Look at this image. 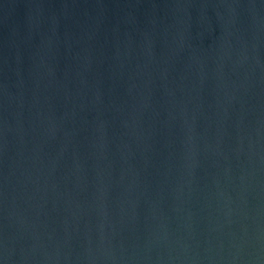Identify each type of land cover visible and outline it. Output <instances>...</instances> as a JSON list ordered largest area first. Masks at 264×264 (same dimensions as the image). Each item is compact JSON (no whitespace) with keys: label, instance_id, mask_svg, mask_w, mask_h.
<instances>
[{"label":"water","instance_id":"water-1","mask_svg":"<svg viewBox=\"0 0 264 264\" xmlns=\"http://www.w3.org/2000/svg\"><path fill=\"white\" fill-rule=\"evenodd\" d=\"M0 264H264V0H0Z\"/></svg>","mask_w":264,"mask_h":264}]
</instances>
